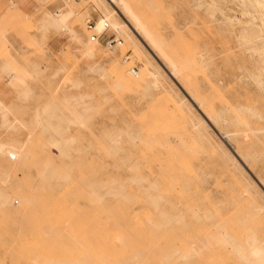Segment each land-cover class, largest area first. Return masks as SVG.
I'll return each mask as SVG.
<instances>
[{
	"label": "rangeland",
	"instance_id": "374dc122",
	"mask_svg": "<svg viewBox=\"0 0 264 264\" xmlns=\"http://www.w3.org/2000/svg\"><path fill=\"white\" fill-rule=\"evenodd\" d=\"M125 1L152 37L42 0L76 39L0 102V264H264V1Z\"/></svg>",
	"mask_w": 264,
	"mask_h": 264
},
{
	"label": "crops",
	"instance_id": "0c3cea01",
	"mask_svg": "<svg viewBox=\"0 0 264 264\" xmlns=\"http://www.w3.org/2000/svg\"><path fill=\"white\" fill-rule=\"evenodd\" d=\"M56 7L42 0H0V102H21L43 73L45 53L58 51L68 38V34H43L40 27L45 11Z\"/></svg>",
	"mask_w": 264,
	"mask_h": 264
},
{
	"label": "bare ground",
	"instance_id": "6f19581e",
	"mask_svg": "<svg viewBox=\"0 0 264 264\" xmlns=\"http://www.w3.org/2000/svg\"><path fill=\"white\" fill-rule=\"evenodd\" d=\"M110 2H114L122 11L121 14L122 16H126L128 18L131 19L132 23L134 24V30L137 32H140L141 34L145 35L146 37H149L150 32L147 30V28H145L144 24H142V22L140 21V19L135 15V13L132 11V9H130L129 4L125 1V0H109ZM264 1V0H262ZM64 16L62 17H54L51 18V20L55 23V25H57L61 30L62 33L64 34H68L71 38L76 39L74 37V33L71 31L70 27L68 26V24L64 21ZM98 20L101 22V24L106 27L108 30L110 29L111 31H115L116 35L118 36V31L119 30H123V26L121 28V26L119 25L118 22L116 21H112L108 18L107 15L102 14L100 17H98ZM127 24V23H126ZM152 37V35H150ZM116 37V36H115ZM243 38H245V43H248L250 41V38L246 37V36H242ZM155 38V37H153ZM151 40H154L151 38ZM151 42V41H150ZM153 42V41H152ZM154 42H157L154 40ZM156 44V43H155ZM154 44V45H155ZM157 45V44H156ZM156 47V46H155ZM159 47V46H158ZM157 48V47H156ZM159 50V49H158ZM162 51V50H160ZM159 51V52H160ZM161 53V52H160ZM163 56H165L163 53L161 54ZM166 58V57H165ZM168 64H170L171 66V71L175 72L176 66L175 64H173L172 61L168 60ZM172 72V73H173ZM243 251V250H242ZM253 255L257 256L262 262H264V255H260L259 254V250L258 249H252L251 252Z\"/></svg>",
	"mask_w": 264,
	"mask_h": 264
},
{
	"label": "built area",
	"instance_id": "2783aa9c",
	"mask_svg": "<svg viewBox=\"0 0 264 264\" xmlns=\"http://www.w3.org/2000/svg\"><path fill=\"white\" fill-rule=\"evenodd\" d=\"M75 1H78V0H75ZM94 28V25L93 23L90 22V20L87 21V29H93ZM93 36V35H92ZM114 42V41H113ZM112 44V42H109L108 45L110 46ZM10 158H13V155H10Z\"/></svg>",
	"mask_w": 264,
	"mask_h": 264
}]
</instances>
